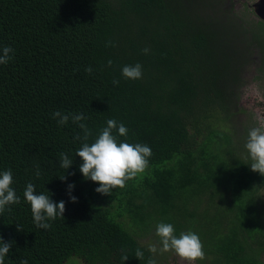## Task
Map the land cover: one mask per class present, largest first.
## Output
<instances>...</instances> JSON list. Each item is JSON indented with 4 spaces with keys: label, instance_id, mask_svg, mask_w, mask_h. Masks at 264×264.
<instances>
[{
    "label": "trees",
    "instance_id": "trees-1",
    "mask_svg": "<svg viewBox=\"0 0 264 264\" xmlns=\"http://www.w3.org/2000/svg\"><path fill=\"white\" fill-rule=\"evenodd\" d=\"M223 4L0 0V49L14 50L0 64V173L11 169L20 197L0 213V238L11 244L4 264L69 257L147 264L153 254L139 239L157 236L161 222L177 237L196 233L210 264H264V176L251 170L248 150L240 155L254 123L240 119L237 106L249 48L264 73V21ZM137 63L142 77H123L122 68ZM56 111L70 116L66 125H58ZM74 114L84 115L89 144L109 119L123 123L127 136L113 130L118 143L152 150L144 172L110 194L96 192L99 184L80 172L82 140L74 138L84 133ZM61 153L73 160L68 169L60 166ZM28 183L36 194L65 202L63 217L47 221V230L34 223L23 195Z\"/></svg>",
    "mask_w": 264,
    "mask_h": 264
},
{
    "label": "clouds",
    "instance_id": "clouds-1",
    "mask_svg": "<svg viewBox=\"0 0 264 264\" xmlns=\"http://www.w3.org/2000/svg\"><path fill=\"white\" fill-rule=\"evenodd\" d=\"M146 54L149 49L145 48ZM14 50L11 47L5 46L0 49V64H7ZM112 61H108L111 66ZM89 74L92 73V68L85 69ZM122 75L126 79H140L142 77V66L137 63L134 66L126 65L122 68ZM118 84L119 81H113ZM53 118L57 120L58 125H66L70 116L60 111L53 113ZM73 123H77L79 128L83 130V137L75 136V140H82L81 147L77 149L76 156L82 160L80 172L86 179H91L97 182L99 187L95 189L101 194H110L114 188L125 187L126 181L133 179L138 173L144 172L148 166V158L152 155V150L147 144H129L127 142H117V137L113 135V130H117L119 136H127L128 129L123 123H118L114 119L107 121V127L100 130L97 138L91 144L88 143L91 131L86 124L82 123L85 119L83 114L71 115ZM253 163L250 168L253 172H258L264 176V130L261 127L253 128L248 133V140L245 145ZM60 166L68 169L73 160L69 159L67 154L61 153ZM37 178L40 176L39 166L36 171ZM65 180L66 177H60ZM13 182V174L11 169L0 173V213H3L6 205L19 204L20 197L16 195L15 190L11 187ZM73 184L68 185L70 200L75 203L77 197L71 195ZM24 198L31 206V212L36 227L40 229H49L51 225L47 222L55 220L57 216H62L65 212V202L62 200L59 203L53 202L49 196L45 194H36L35 186L28 183L24 190ZM11 209H9L10 211ZM18 230H20L18 228ZM156 235L160 237L162 247L157 249L155 245H149L148 251L153 254L147 260V264H157L154 258L159 252L163 254L168 251H174L181 260L195 262L203 260L205 253L199 236L192 232H181L179 237L174 234V227L168 223H158L156 226ZM11 248L10 243H5L0 238V264H4L5 256ZM135 257L143 260L144 253L140 249L135 252ZM128 255L123 253L121 260L124 262L128 259ZM21 264H28V261L22 260Z\"/></svg>",
    "mask_w": 264,
    "mask_h": 264
},
{
    "label": "rangeland",
    "instance_id": "rangeland-1",
    "mask_svg": "<svg viewBox=\"0 0 264 264\" xmlns=\"http://www.w3.org/2000/svg\"><path fill=\"white\" fill-rule=\"evenodd\" d=\"M256 2L257 0H231L232 6L235 11L241 12L242 10H246V14L252 19H259L255 15L254 7H253ZM208 10L209 9L206 8L202 11H208ZM257 57L258 54L256 53V51L249 48L248 58L243 65L244 83L240 91L237 106L242 110V113L240 112L241 113V118L239 117L240 119L250 118L251 122L254 123L253 128L261 127L262 130H264V73L262 72L259 73L256 71V67L258 64ZM227 131H229V129ZM229 135L231 136V139L234 141L235 136L232 135L231 131H229ZM243 137L245 136L243 135ZM245 139L248 140V137ZM246 150L247 149L242 150L240 152V155L246 156L247 155ZM258 196L260 202L264 205V187L259 189ZM210 213H213V207H211ZM219 213L220 211L217 214ZM150 233H145L141 235L139 240L148 246L155 245L157 249H160L162 245L158 243L157 236H154L153 234ZM154 258L157 260V264H210L208 258H206L205 261L197 260L195 262H188L181 260V258L174 251H168L163 254L157 252ZM61 264H85V263H83L77 257H69Z\"/></svg>",
    "mask_w": 264,
    "mask_h": 264
},
{
    "label": "water",
    "instance_id": "water-1",
    "mask_svg": "<svg viewBox=\"0 0 264 264\" xmlns=\"http://www.w3.org/2000/svg\"><path fill=\"white\" fill-rule=\"evenodd\" d=\"M253 7L255 15L264 21V0H257Z\"/></svg>",
    "mask_w": 264,
    "mask_h": 264
},
{
    "label": "flooded vegetation",
    "instance_id": "flooded-vegetation-1",
    "mask_svg": "<svg viewBox=\"0 0 264 264\" xmlns=\"http://www.w3.org/2000/svg\"><path fill=\"white\" fill-rule=\"evenodd\" d=\"M222 7H225L224 9H226V8H230L231 12H235L236 14H240L239 11H235V10H234V8H233V6H232V3H231V0H224V4H223ZM212 11H213V10H210V9H209V11H207V13H212ZM241 12H245V13H246V10H242ZM220 13H221V11H220ZM223 13H224V12H223ZM223 13H222V14H223ZM259 20H261V19H259ZM261 21H263V20H261Z\"/></svg>",
    "mask_w": 264,
    "mask_h": 264
}]
</instances>
